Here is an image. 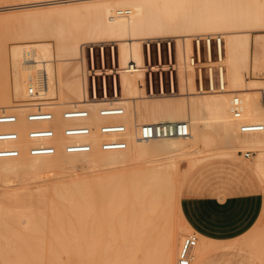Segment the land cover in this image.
I'll return each instance as SVG.
<instances>
[{
	"label": "bare ground",
	"instance_id": "6f19581e",
	"mask_svg": "<svg viewBox=\"0 0 264 264\" xmlns=\"http://www.w3.org/2000/svg\"><path fill=\"white\" fill-rule=\"evenodd\" d=\"M0 8H24L35 16L37 20L27 24L29 28L26 31H29H24L26 38L31 35L36 38L42 30H47V24L48 29L49 25L53 27L54 24L55 27H50L54 34L51 29L47 30L52 32L54 40H36L42 42L26 49L22 45L12 49L4 46L3 53L0 51L4 54L0 57H3L0 59V108L18 112L20 124H25V111L34 106L28 100L30 86L38 90L42 105L53 110L57 119H60L61 108L72 105L90 107L92 122L96 125L106 119L95 112L103 102L88 98L84 44L95 39L113 41L119 48L118 68L123 87V96L118 99L126 107L121 118L128 126L129 144L122 153L129 154L134 160L152 156L160 150L168 156H193L202 151L201 144H212L209 142L214 139V133L220 131L229 141L232 140L234 147L230 150L216 149L217 152L214 148L216 153L211 154L210 151L211 155H208L238 156L239 149L250 147L256 151L250 167L264 178V129L240 130L243 121L264 123V105L260 99V90L264 87V0H26ZM120 8L131 11L116 15ZM79 19L86 20L80 22ZM59 23L60 28L56 25ZM82 25L83 28L79 29ZM49 32L44 37H50ZM206 33H220L225 38L223 63L228 80L225 90L199 91L195 68L189 63L193 37ZM166 35L176 40L180 91L171 95L147 96L142 86L145 82L144 45L147 40L162 39ZM258 45L262 46L263 54L253 63V56L258 55ZM129 61H136L139 67L132 71L123 69ZM255 64L261 71L255 70ZM252 70L253 76L250 74ZM69 71L72 76L70 82ZM234 94L240 95L244 102V112L240 117H235L230 109ZM11 95L19 101L14 102ZM57 96V100H50ZM181 119L189 122L188 135L138 138L137 123ZM102 139L103 135L98 131L92 134L94 147L88 159L93 162L117 160L118 152L112 150L122 149L104 150L99 145ZM83 154L77 157H83ZM48 157L46 154L34 155L35 159ZM79 159H72L70 163L75 164ZM188 160L191 171L202 158L197 156ZM154 174L144 188L139 184L136 172L100 176L97 178L102 189L100 196L94 194L93 188L79 183L54 186L53 195L67 199V203L52 206L53 218L58 220V226L66 228L90 222L94 264H178L182 237L193 229L181 207L180 191L187 175H183L182 181L177 180L178 183L169 169H157ZM46 190V186L37 187V202L45 201ZM26 193V190L14 187L4 192L3 198L19 204L17 215L33 224L40 215L36 214L38 209L34 203H26L23 198ZM174 204L177 207L176 219L172 212ZM65 221H69L67 225H63ZM198 236L193 260L218 245L240 243L239 239L224 242L201 234ZM118 239L123 242L121 246L116 245ZM139 251L141 258L137 256ZM0 264H8V258H0ZM47 264L54 263L49 261Z\"/></svg>",
	"mask_w": 264,
	"mask_h": 264
},
{
	"label": "rangeland",
	"instance_id": "374dc122",
	"mask_svg": "<svg viewBox=\"0 0 264 264\" xmlns=\"http://www.w3.org/2000/svg\"><path fill=\"white\" fill-rule=\"evenodd\" d=\"M24 1L26 0H0V7ZM25 11L27 10L24 8L23 10L22 8H14L12 10L10 8H0V51L2 53L4 46H8L10 49H12L13 47L22 45V47L26 49L35 43L42 42L36 40H54L52 35L55 32L50 28L52 27L51 25H49V29L47 28L48 24L46 29H51L53 32L52 35V32L50 33L47 30H40L41 32H44L37 34L36 38L35 35L34 37L33 35H31L32 37H24V31L29 28L27 24H33V22L37 20L35 19V16L30 15L28 14V11ZM85 20L86 19H79L80 22H84ZM48 23L50 24L51 22ZM69 24L70 23L67 25ZM56 25L59 26L60 23ZM29 26L32 30L33 27H31V25ZM41 28L45 29V27H40L39 29ZM52 28L55 29L54 24ZM82 28L83 25L79 26V29ZM46 31L50 33H48L50 37L48 35L44 37V35L47 33ZM22 35L24 38L21 37ZM163 38L169 37L166 35V37L164 36ZM95 41L102 42V40L98 39L87 40L84 45H87L88 42ZM174 48L176 49V46ZM253 49L254 48L252 47V51ZM256 52L258 55L256 57L253 56V63L256 62L259 57H262V46L259 47L258 45ZM2 55L4 54L0 53V57ZM0 59H3V57ZM256 64L255 70L261 71L260 69H257ZM261 65H263V63ZM251 72L250 74L253 76V70ZM71 78L72 76L70 72L68 82L71 81ZM178 79L180 91L181 81L179 75ZM58 97L59 96L52 97L50 100H57ZM11 98H13L14 102L19 101L14 95H11ZM64 108L60 109V113ZM213 138L214 142H212L213 140L209 142L212 144L209 146H204L201 144L203 146L202 147L200 145V149L202 151L196 152L193 154V156H175L174 154H172L174 156L171 154L168 156V153H164V155L160 150V152L158 151L159 153L153 154L154 156L147 155L141 159L134 160V158H132L129 154L122 153L125 150L122 149L112 150L114 152H118V156H115L117 157V160L115 161H106L107 159H105L93 162L88 159L93 151V148L87 152L69 153L65 152L62 147H59L57 152L53 154H46L49 156L48 158L35 159L34 155L29 154L26 149H24V151L19 156L0 158V258L3 256L8 258V264H47L49 261L53 262L54 264H94L95 249L92 247L94 238L90 233V222H87L88 224L83 226L79 225L75 226L74 228H66L67 226H58V220L53 218L54 212L52 206L56 204L63 206L62 204L67 203V199L58 198L56 197L57 195H53L55 188L54 186H59L62 184L69 186L76 185L78 183L86 185L91 189L93 188L94 194L96 196H100L102 194V189L97 184V178L100 176L109 173L136 172L139 182H141L139 184L144 188L145 185L148 186V183L154 178V171L157 169H169L176 181H182V177L184 178V176L187 175L180 191L181 197L184 190L188 189L192 178H197L198 176L199 181L204 180L205 182H208L209 185L212 184V186H215V183L222 177H227L229 174H232L236 167H242L244 171H246L254 180V184L257 185L258 180L260 181L262 185L260 189L264 193V178L259 173L253 171L250 167L254 160V154L256 151L250 147H245L244 149L238 150V156L221 154L214 155L217 152L216 149L219 151L220 149L230 150L234 146L231 144L232 140L230 139L231 141H229L220 131L215 132ZM23 139L24 141L22 142V145L25 148L29 142L28 140H25V138ZM214 148L216 152H213ZM246 150H251L252 155L246 157L244 155ZM210 151L211 154L212 152L214 153L213 156H209L211 155L209 154ZM80 153H84L82 155L83 157H77L81 156L79 155ZM197 156H199V158L201 156L202 160L196 167L189 171L188 159ZM75 158H81L82 160L79 159L75 164L70 163L71 160ZM179 181L177 182L180 183ZM39 186H46L47 188L44 195L45 201H42L41 203L37 202V187ZM14 187H18L22 189V191L26 190L28 195L26 193V196H23V198H25L27 201L26 203L30 204L32 202L36 206L35 208L38 209L36 214L40 216L36 218V222L33 224L17 215L19 210L18 208L20 207L19 204L12 203L8 199L4 200L3 193L6 190ZM91 189L88 191L91 192ZM79 198L83 199V197ZM38 206H40V208ZM175 207L176 205L174 204L172 206V212L173 217L176 219L178 216L177 207ZM68 222L69 221H65L62 223L63 225H67ZM193 231L194 229H189L186 231L184 236ZM262 233L264 234V208L254 226L240 237L239 247L231 249L230 251L226 252V254L209 253V255L203 259L197 258L195 264H264V243H262L264 242V235H262ZM121 243H123L121 242V239H118L116 245L121 246ZM252 243H254V245H252ZM137 256L141 258L142 253L139 251ZM193 262L191 264H193Z\"/></svg>",
	"mask_w": 264,
	"mask_h": 264
},
{
	"label": "built area",
	"instance_id": "2783aa9c",
	"mask_svg": "<svg viewBox=\"0 0 264 264\" xmlns=\"http://www.w3.org/2000/svg\"><path fill=\"white\" fill-rule=\"evenodd\" d=\"M128 8L117 9L115 14H127ZM145 82L147 96H164L179 92L176 41L174 38L147 40L144 45ZM264 49V36H263ZM85 69L87 75L88 98L103 102L95 110L105 117L98 125L92 122V111L88 106L72 105L62 109L60 119L50 108L41 103L42 96L34 86L29 87V101L33 107L24 113L25 124H20L18 112L0 108V157L19 156L24 149L29 154H53L59 147L69 153L90 151L94 147L92 134L98 131L103 135L99 145L106 150L123 149L129 144L126 135L127 123L121 118L126 107L118 98L123 96L120 78V58L118 44L113 41L88 42L85 45ZM225 38L222 34H196L193 49L188 60L195 68L196 84L199 91H221L227 87L226 66L223 63ZM136 61H129L123 69L132 71L138 68ZM118 75V79H117ZM261 103L264 105V87L260 90ZM230 109L235 117L242 116L244 102L240 95L234 94ZM138 138L150 139L173 135H188V120L141 122L136 125ZM264 129L261 121H243L242 132ZM28 140L24 148L22 142ZM246 157L251 150L244 152ZM198 242V233L193 231L181 241L177 261L191 264L193 248Z\"/></svg>",
	"mask_w": 264,
	"mask_h": 264
},
{
	"label": "crops",
	"instance_id": "0c3cea01",
	"mask_svg": "<svg viewBox=\"0 0 264 264\" xmlns=\"http://www.w3.org/2000/svg\"><path fill=\"white\" fill-rule=\"evenodd\" d=\"M244 172L242 167H236L232 174L222 177L215 186L204 180L199 181L198 176L191 179L188 189L181 196V207L185 218L198 235L224 242L240 239L257 222L264 208V193L260 189L262 185L259 180L257 185L254 184L251 176ZM217 203L227 205L226 210L215 211ZM239 246L224 243L205 250L197 258L203 259L209 253L226 254Z\"/></svg>",
	"mask_w": 264,
	"mask_h": 264
},
{
	"label": "snow or ice",
	"instance_id": "6c2138e0",
	"mask_svg": "<svg viewBox=\"0 0 264 264\" xmlns=\"http://www.w3.org/2000/svg\"><path fill=\"white\" fill-rule=\"evenodd\" d=\"M214 208H215V211H217V212H223V211L226 210L227 205H220V204L217 203V204L214 206Z\"/></svg>",
	"mask_w": 264,
	"mask_h": 264
}]
</instances>
